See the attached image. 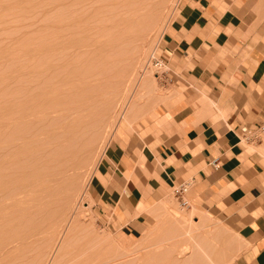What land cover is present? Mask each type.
Wrapping results in <instances>:
<instances>
[{"label":"rangeland","instance_id":"1","mask_svg":"<svg viewBox=\"0 0 264 264\" xmlns=\"http://www.w3.org/2000/svg\"><path fill=\"white\" fill-rule=\"evenodd\" d=\"M181 2L0 0V264H234L241 255L238 228L192 193L188 207L172 189L154 193L136 237L90 196L116 132L138 129L175 81L168 62L164 79L146 65L156 48L164 54Z\"/></svg>","mask_w":264,"mask_h":264},{"label":"crops","instance_id":"2","mask_svg":"<svg viewBox=\"0 0 264 264\" xmlns=\"http://www.w3.org/2000/svg\"><path fill=\"white\" fill-rule=\"evenodd\" d=\"M162 41L176 83L116 132L90 196L136 237L153 194L190 182L187 198L238 228L234 264H264V1L182 0Z\"/></svg>","mask_w":264,"mask_h":264},{"label":"built area","instance_id":"3","mask_svg":"<svg viewBox=\"0 0 264 264\" xmlns=\"http://www.w3.org/2000/svg\"><path fill=\"white\" fill-rule=\"evenodd\" d=\"M166 59L163 55L157 53V48L152 52L150 58L147 62L146 68L152 70L156 75L157 79H164L165 77V67ZM242 137L245 141H255L258 139V136L251 130L247 128H242L241 130ZM190 182H184L180 185L175 186L172 189V194L179 204L183 207L189 206V200L187 199V193L190 188Z\"/></svg>","mask_w":264,"mask_h":264},{"label":"bare ground","instance_id":"4","mask_svg":"<svg viewBox=\"0 0 264 264\" xmlns=\"http://www.w3.org/2000/svg\"><path fill=\"white\" fill-rule=\"evenodd\" d=\"M31 237V236H30ZM188 249V248H187ZM183 253H184V251H183Z\"/></svg>","mask_w":264,"mask_h":264}]
</instances>
